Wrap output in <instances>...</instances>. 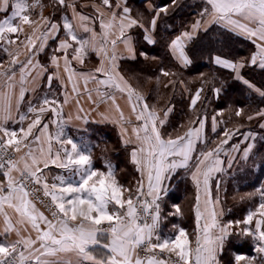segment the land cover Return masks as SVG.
Returning a JSON list of instances; mask_svg holds the SVG:
<instances>
[{"label":"snow or ice","instance_id":"6c2138e0","mask_svg":"<svg viewBox=\"0 0 264 264\" xmlns=\"http://www.w3.org/2000/svg\"><path fill=\"white\" fill-rule=\"evenodd\" d=\"M38 3L39 0H36L31 7L35 8ZM57 3L72 10V20L78 18L80 30L87 34L79 35L72 20L64 18L66 38L61 39L59 47L55 49L63 52V56L51 57L52 65L57 70L63 60L67 83L61 80V85L67 88V84H71V93L78 96V80L83 79L84 91L92 99V90L87 85L90 80L96 82L95 92L99 102L111 100L119 113V120L112 122L121 124L122 142L125 146L135 144L129 156L140 178L134 188H129L119 182L110 162H105L106 170L94 167L92 146L83 140H75L66 132L71 118L65 120L62 110L63 105L72 98L67 91L63 93V102L45 95L38 103L27 100V111H21L25 104V93L29 91L24 85L35 84L38 77L47 71L39 62H33L36 41L40 40L37 51H43L49 36L60 28L41 14L40 19L48 28L41 36H35L43 25L30 20L29 15L25 14L30 7L26 0H16L12 15L0 22V41L17 45L18 37L11 39L6 33L23 32L22 25L35 27L32 35L26 37L27 43L20 42L29 53L26 60L22 62L19 59V46L15 51L5 47L3 50L9 57L8 67L4 68L3 63H0V170H3L7 179L6 184L0 183V217H3L0 264H264V183L253 193L246 194L248 198L259 195V203L254 209L250 208L242 219L226 222L221 219L224 215L221 199L223 177L235 165L249 161L255 164L256 135L252 132L240 134L238 128L234 131L225 128L222 133L224 138L214 148L201 150L194 157L197 142L207 143L202 136L204 119L197 117L194 123H198L199 127H190L183 135L175 138L169 135L165 139L160 129L167 122L172 108L164 111L161 118L150 109L145 97L133 89L118 71L117 60L125 57L118 56L117 42L123 43L129 54L126 58L136 59L133 37L128 31L143 29L144 40L155 44L157 22L161 14L168 15L170 5H149V11L154 15L146 27L142 13L133 17L126 0L123 7L118 0L115 9H120L119 12L112 10L106 16L97 9L100 28L97 32L87 23L89 17L76 11L74 3L66 4V0H57ZM102 3L108 8L113 7L110 0H102ZM203 3L199 18L190 29L181 31L169 42L170 53L182 66L187 67L192 61L186 49L201 31L207 32L217 26L225 32L242 36L256 48L248 59L233 60L216 54L211 57V62L229 69L235 80L242 81L250 90L264 97V89L245 79L241 72L250 65L264 69V0H203ZM3 4L6 7L8 0H3ZM176 4L177 0H171V6ZM17 18L20 20L19 25L13 23ZM69 41L74 42L75 46ZM69 49L72 50L71 60ZM89 52L101 57V66L95 71L103 73L105 79H99L94 73L77 72L72 67V61L83 65ZM140 56L148 58L145 52H140ZM37 68L39 72H35ZM161 73L165 77L175 75L164 69H161ZM200 75L203 77L205 74ZM53 78H60L59 71L48 77L49 87ZM17 83L20 85L18 93L15 91ZM100 86L114 91H102ZM31 90L34 92L35 88ZM116 91L128 94L136 120L142 121V124L132 129L134 141L127 138V129L121 123L124 122V115L115 104ZM213 91L218 96L221 88H213ZM202 92L203 87L196 90L190 107L196 106ZM49 112L56 118L45 123L43 117ZM242 113L243 109H237L235 115L241 116ZM255 116L264 118V110L256 112ZM101 117L102 121L109 119L103 113ZM247 118L252 120L254 117L250 115ZM77 119H85L86 122V117L77 116ZM25 121H28L26 127ZM10 124L20 126L15 128ZM49 124L56 125L54 133L49 131ZM216 127L217 121L213 117V132ZM260 128L264 129V123L260 124ZM237 134L251 142L243 148L238 143L226 148ZM54 143L58 147H54ZM50 165L64 170V174L53 177L54 182L51 184L44 173V169ZM259 166L264 168V164ZM177 169L190 172L196 188L195 246L188 231L179 225L172 226L171 234L161 230L166 219L161 214V202L168 192L167 182ZM30 184L38 187L30 188ZM41 190L43 197L50 198V204L45 206L51 211V219L36 206L35 201L44 204V199L37 195ZM173 207L175 211L168 215H182L179 205ZM8 210L15 215V220ZM29 229L36 233L35 238ZM12 234L15 239L11 238ZM245 243H250L255 255L241 251ZM229 245L233 246L232 256L225 262L222 257Z\"/></svg>","mask_w":264,"mask_h":264},{"label":"crops","instance_id":"0c3cea01","mask_svg":"<svg viewBox=\"0 0 264 264\" xmlns=\"http://www.w3.org/2000/svg\"><path fill=\"white\" fill-rule=\"evenodd\" d=\"M132 1L133 0H126V5L132 10L131 15L133 17H137L138 14L142 13L145 17L143 22L145 23L146 27L148 26V22L150 21L152 15H154L153 12L149 11V8H148L149 5H152L154 7H159L162 5H170L171 7V3L162 4L161 1L163 0H140L139 4H134ZM15 2L16 0H8V4L5 7L3 4V0H0V22H2L3 20L7 19L8 17L12 15V12L14 10L13 5L15 4ZM70 2L75 4L77 12L89 17V20L87 21V23L89 24L90 27H94L97 32L100 31L99 19H98L99 13L97 9H99L100 12H104L106 16L112 10H116L117 12L120 11V9H115V5L118 2V0H110V3L113 6L112 8H108L107 6L103 5L102 0H71ZM119 2L121 3V7H123L125 0H119ZM26 3L30 5L29 0H26ZM188 3L190 6L191 5L195 6L197 4L198 6L193 11V14L190 17V20L187 23V25L181 31L190 29V26L195 22L196 19L199 18L198 14L204 7L203 0H188ZM170 7H169V10H170ZM66 10H67V13L65 14V16H61L59 19L57 20L55 19L51 21V23L58 24L60 30L56 32L54 35L49 36L46 46L43 51H39V52L37 51V49L39 48L40 40L36 41L37 48L33 49V54H35L33 62L34 63L39 62V64L43 65L47 69V71L43 72V74L38 77L35 84L28 83L24 85L26 88L29 89V91L25 93V104L21 108V111L22 112L27 111V100H32L33 103H38L40 98H42L45 95H47L49 99L55 97L60 102H63V99H64L63 93L67 91L72 98L70 99V102L68 104L63 105V110H62V116L65 120H69V118H71L70 123L66 126V132L69 135H71L75 140L77 141L83 140L85 142H88L92 146V157H93L94 167L102 169V170H106L105 162L106 161L110 162L115 168L116 176L119 182L123 184L125 187L134 188L136 185V181L140 177H139V173L136 171L135 165H133L130 162L129 153L131 152L133 147H135V144H129L125 146L124 143L122 142L121 124L112 122L115 120H119V113L117 112L115 106L112 104V101L109 100L106 103H100L96 95V92H95V89L97 88V84L95 81H91V80L89 81L87 87L88 89L92 90V99H89L88 94L84 91L83 79L78 80L80 94L77 96L76 94L71 93V84H67V88L61 85V80H64L65 83H67V74L63 71V60L60 61L61 67L59 70H57L52 65L51 57L53 55L60 56V57L63 56V52L55 51V49L59 47L60 40L66 38L65 31L63 29L64 18L66 17L69 20H72V16H73L72 10L70 8H66ZM25 14L29 15L30 20H32L31 14L29 13V9ZM161 15H164V14H161ZM32 21H39V23L43 25L40 28V30L35 33V36L37 37L41 36V33L47 30L48 25L44 24L43 20H41L40 18H37ZM72 22L74 26H76V30L79 35H87L80 30L79 28L80 21L78 18L76 20H72ZM158 22H157V26H158ZM13 23L19 25L20 24L19 18L14 20ZM22 27L24 29L23 32L16 33V34L6 33V35L11 39H17L18 37L17 45H8L5 41H0V63H3L4 68L8 67V61H9V57L7 53H5L3 50L5 47L9 48V50L15 51L17 50V46H19V51L21 52L19 59L22 62L25 61L27 56L29 55V53H27V50L24 48L23 44H21L20 42L23 41L24 43H27L26 37L29 35H32V29L33 27H35V25H32V26L22 25ZM213 27H216V26H213ZM138 29L140 28H133L128 31V34L133 37V44L135 46L136 59L138 58L139 53L136 47V38H135L134 31ZM140 31L144 37L143 29H140ZM181 31H179L176 34V36L179 35ZM156 32H157V28L154 32L155 40H156V37H155ZM203 32L204 31H201L198 35H200ZM239 37H242V36H239ZM112 38H115V37H112ZM242 38L246 39L244 37ZM69 42L73 43V45L75 46L74 42L72 41H69ZM145 42L149 46L154 45V44H149L147 41ZM255 51H256V48L254 52ZM71 52L72 50L69 49V60H71ZM117 54L120 57H125V58H120L117 60V64L119 65L118 71L125 78L128 84L131 85V87L134 89L131 82L123 75L121 71V65L125 61H135L136 59L126 58L128 57L129 54L125 50L123 43L120 41L117 42ZM173 59L180 67L184 69L190 66L189 64L187 67H184L174 57ZM100 66H101V57L97 56L95 52L88 53V56L86 57L85 63L83 65L77 63L76 61H72V67L77 72L94 73L99 79L103 80L105 79V76L103 75V73H99L95 71ZM250 66L252 67L254 66L260 69L258 65H250ZM16 67L18 69L19 65H17ZM105 67H107V62H105ZM39 71H40L39 68L35 69V72H39ZM57 71H59L60 78L59 79L53 78L51 81V87H49L48 77L53 76V74L56 73ZM35 72L33 74H35ZM241 72L243 75V69L241 70ZM18 79H19V72L17 71V80ZM240 82L243 83L242 81ZM19 88H20V85L17 83L16 89H15L17 93L19 92ZM32 88H35L34 92L31 90ZM100 88L102 91H105V90L109 92L114 91L113 89H105L104 86H100ZM183 89L186 91L187 96H189V92L187 91L184 84H183ZM195 92L190 96V103H191V98L194 96ZM202 94L203 92L201 93L200 100L197 101V104L194 108L189 106L191 110H194L196 109V107H200L202 105ZM213 94H214V97H217V94L215 93ZM77 100H79V104H77ZM133 101H135V97H133ZM115 104L118 105L120 110H122L123 112L124 122H121V123L123 125V128L127 129V138H131L134 141L135 137L133 135L132 129L133 127H137L140 124H142V121L136 120V116L132 112V105L130 104L128 100V94L126 92L116 91L115 92ZM170 107L172 108V111L168 114L167 122L160 129L161 134L164 136L165 139H167L168 136L171 135V134L169 135L163 134V129L164 127L168 125L170 116L173 112V106H170ZM80 109H83V111H81ZM167 109L159 110V111L154 110V109L153 110L156 111L157 114L161 118H163L164 111H166ZM137 111H139V108L137 109ZM102 113L105 116L109 117V119L106 121H102V117H101ZM77 116L82 117V118L86 117V122H85V119H77ZM55 118L56 117L53 116V114L49 112L44 115L43 122L46 123L50 119H55ZM200 118L204 119L205 126L203 129L202 136H204L207 141L208 119L206 116L202 117V113L200 114ZM27 123L28 121L24 122L25 127L27 126ZM210 124L212 127V124H213L212 118L210 120ZM10 126L18 128L20 125L10 124ZM190 127H199V124L193 123L190 126L188 125L179 126L178 133L176 135H171V136L175 138L178 135H183ZM104 129L107 130V132H105L104 136L102 137L100 136L99 132ZM55 130H56V125L49 124V131L54 133ZM246 132H252V131L248 130ZM252 133L257 135L255 132H252ZM111 134L113 135L112 136L113 138H111ZM249 142L251 141H245L243 139V136L238 134V135L233 136V139L229 141V145H226L225 147L228 148L231 144L238 143L240 144L241 148H243ZM206 145L203 142H197V152L193 154L194 157L195 155L199 153V151L208 150L206 149ZM109 146L112 148L111 153L107 151ZM54 147H58V146L55 145L54 143ZM238 165H235L231 171H234ZM44 173L47 175L48 183L51 184L54 182L53 177L59 174H64V170L55 167V165H50L49 168L44 169ZM13 175H16V174L13 173ZM0 183H4V184L7 183V179L6 177H4L3 173H0ZM188 183L193 188V191H178L180 186L184 187L185 185H188ZM167 186H168V192L165 195L163 201L161 202V210H162L161 214L162 216L166 217V219L163 221L161 225V230L163 233L171 234L173 232L172 226L179 225V227H182L188 231L189 237L193 241V246H195L196 221H195V213H194V204H195V197H196V188L193 184V181L191 180L190 172H186L184 169H177V172L173 175V178L167 182ZM226 195H227V191H221L222 207L224 209V215L221 218L222 222L228 221L226 220L227 208L224 203ZM213 197H215V189H213ZM174 205L180 206L182 215L180 216L168 215L169 213L175 211L173 207ZM36 206L40 211L44 212V214L48 216V218L50 219L49 215L45 211H43L37 204ZM8 211L13 216V220H15V215L11 212V210H8ZM2 220H3V217H0V232H2L3 230ZM29 233L31 234L33 238H35V235H36L35 232L29 229ZM29 233H25V235ZM11 238L15 239V235L12 234ZM250 255H255V254L250 253ZM231 256H232V250L226 251L225 249L222 259L226 262L227 260L231 258Z\"/></svg>","mask_w":264,"mask_h":264},{"label":"trees","instance_id":"16d2710c","mask_svg":"<svg viewBox=\"0 0 264 264\" xmlns=\"http://www.w3.org/2000/svg\"><path fill=\"white\" fill-rule=\"evenodd\" d=\"M132 2L139 4L140 0ZM161 3L168 4L171 3V0H163ZM197 6L198 4L190 6L188 0H182L172 9L170 8L167 16L161 15L155 35L156 43L153 46H149L144 41L140 29L135 30L139 56L135 61L123 62L121 71L137 91L147 92L145 100L150 109L159 111L173 106L168 125L163 129L164 135H176L179 126L192 125L201 113L202 117L208 114H217V120L220 123L219 131L208 137L206 149L216 146L212 143L214 139H218V142L223 139L221 136L225 128L234 131L238 127L240 134L248 130L257 134L255 164L251 161L239 164L233 171H238L236 177L227 178L225 187H222L224 191H227V196H231L234 191H248L255 188L257 184L261 183L264 176V168L259 166L264 164V129L259 126L260 122H264V118L255 116L256 112L264 110V97L257 95L243 83L235 80L234 74L229 69H224L211 62V57L216 54L233 60L248 59L255 50L250 41L225 32L217 26L201 33L188 45L187 53L192 61L188 68L184 69L174 61L168 44L187 25ZM140 52H145L148 58L140 56ZM152 57H156V59H152ZM161 69L175 75L165 77L162 75ZM201 73L205 75L202 77ZM243 76L258 88L264 89V69L248 66L243 69ZM205 80L208 82L205 83ZM169 81L175 83L170 84ZM183 84L189 92V96L183 89ZM165 85L168 86L165 87ZM199 87H203L202 105L191 110L189 108L190 96ZM216 87L221 88V92L217 97H214L213 88ZM237 109H243L241 116L235 115ZM250 115L254 117L252 120L247 118ZM256 168L257 170H255ZM235 183L239 185L237 190ZM178 191H193V189L188 183L184 187L180 186ZM227 196H225L224 203L229 210L228 214H230V211H233L234 203L227 201ZM231 248H233L232 245ZM243 250L242 248L241 251L243 252Z\"/></svg>","mask_w":264,"mask_h":264},{"label":"rangeland","instance_id":"374dc122","mask_svg":"<svg viewBox=\"0 0 264 264\" xmlns=\"http://www.w3.org/2000/svg\"><path fill=\"white\" fill-rule=\"evenodd\" d=\"M29 1H30L29 13L31 14V19L32 20H35L37 18H41V14H42L43 17L47 18L48 21L51 22V21H53L55 19L56 20L59 19L61 16H65V14L67 13V10H66L67 7H61V6H59V4L57 3V0H39V3L37 4V6L35 8H32L31 5L33 3H36V0H29ZM70 1L71 0H66V4L68 2H70ZM180 2H182V0H177V4L180 3ZM41 5H42V7H41ZM137 92H139L140 94H142L144 97L147 96V92H145V91L139 90ZM205 116L208 119L207 139H209L208 137H210L211 134L214 133L212 131V127H211V124H210L211 118L213 119V117H215L216 118V121H217V127H216V131L215 132H218L219 131V128H220L219 124L220 123L217 120V114H215V115L208 114V115H205ZM260 124H261V122L259 123V126H260ZM184 125H188V124H184ZM105 132H107V130H105V129L104 130H101L99 132L100 133V136L103 137ZM112 136L113 135L111 134V138H113ZM221 137L224 138L223 136H221ZM217 140H215V139L213 140V142H212L213 145H215V144L218 143ZM107 151H109L111 153L112 152V148L109 146L108 149H107ZM256 157H255V159H256ZM255 170H257V168ZM236 173H238V171H236V172H233V171L230 172L229 171L228 172V175L225 176V177H223L224 183L222 184V187H225V181H226V179L227 178H231V177H236ZM134 182H135V180H134ZM261 183H264V176L262 177ZM261 183L257 184L255 188H252V189H250L248 191H240V192L234 191L233 193H231V196H229V195L227 196L226 195L227 196V201H230L231 203L232 202L234 203L233 211H230V214H228L229 213V210H227V212H226V220L229 221V220L242 219L244 217V215L247 213V211L250 208L251 209H254L257 206V204L259 203V200H260L259 195H256V196H253L251 198H248L246 196V194L247 193H253L255 191V189L261 185ZM234 185H235V189L237 190L238 187H239L238 183H235ZM222 191H224L223 188H222ZM241 197H244V199L242 200ZM231 212H232V214H231ZM243 249H244L243 250L244 253H247V254H250V253L251 254H255L254 251H253V249H252V247H251V245H250V243H245L244 246H243ZM230 250H232L231 245H229L226 248V251H230Z\"/></svg>","mask_w":264,"mask_h":264},{"label":"built area","instance_id":"2783aa9c","mask_svg":"<svg viewBox=\"0 0 264 264\" xmlns=\"http://www.w3.org/2000/svg\"><path fill=\"white\" fill-rule=\"evenodd\" d=\"M0 173H3V170H0ZM29 187L32 188V187H38V186H36V185H31V184H30ZM37 195H39L41 198L44 199V204L39 203V201H35V196H33L32 199L36 202V204H37V205H38L43 211H45V212L49 215V217H50V219H51V218H52V217H51V211H50V209H49L48 207L45 206V205L50 204V198L43 197V192H42V190H41L39 193H37ZM141 255L143 256L144 253L142 252Z\"/></svg>","mask_w":264,"mask_h":264}]
</instances>
